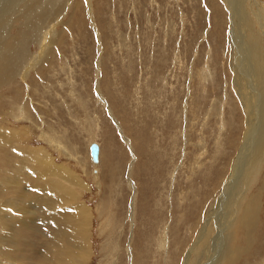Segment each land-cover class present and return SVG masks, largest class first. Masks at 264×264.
<instances>
[{"label": "rangeland", "instance_id": "374dc122", "mask_svg": "<svg viewBox=\"0 0 264 264\" xmlns=\"http://www.w3.org/2000/svg\"><path fill=\"white\" fill-rule=\"evenodd\" d=\"M30 1L0 0L21 48L0 45V264H209L216 248L263 264L264 148L242 102L264 0H64L27 20ZM244 146L253 171L235 176Z\"/></svg>", "mask_w": 264, "mask_h": 264}, {"label": "bare ground", "instance_id": "6f19581e", "mask_svg": "<svg viewBox=\"0 0 264 264\" xmlns=\"http://www.w3.org/2000/svg\"><path fill=\"white\" fill-rule=\"evenodd\" d=\"M64 0H31L30 1V3L29 4H27L28 6L27 7H29V10H27V11H24V15H25V18H27V20L29 19V17H32V18H35L36 19V17L35 16H33V15H26V14H29V13H32V14H35V12H37L38 11V9H39V11H41V9L42 8H44V6H48L49 8H50V12H53V13H59V12H61L63 9H64V7H63V5H62V2H63ZM230 4H231V1H234V0H227ZM237 1V0H236ZM240 1V0H239ZM35 3H38L36 6H35ZM64 3V2H63ZM234 3V2H233ZM237 3V2H236ZM62 5V6H61ZM9 6V8H10V5H8ZM65 6V5H64ZM232 6H233V4H232ZM7 9H8V7H7ZM7 9H4V10H2L1 12H3V11H5V10H7ZM11 10V9H10ZM11 12V11H10ZM9 12V14H11ZM6 14H8V12H5ZM5 14V15H6ZM47 14V12L46 11H42V12H40V15H46ZM54 15V14H53ZM7 16V15H6ZM37 16V15H36ZM23 17V16H22ZM2 21V20H1ZM11 21V20H10ZM16 21V20H15ZM30 22V21H29ZM14 23V22H13ZM26 23V22H25ZM34 23V22H33ZM4 24V23H3ZM7 25V24H6ZM10 25V24H9ZM30 25V24H29ZM28 25V26H29ZM25 26V25H24ZM27 26V25H26ZM6 31H5V28H3V29H1L0 30V45H2L6 40L8 41V39H6L9 35H7L6 33H5ZM18 32H20V31H18ZM17 32V33H18ZM32 33V32H31ZM19 34V33H18ZM41 35V34H40ZM11 36V35H10ZM9 36V38H10V41H12V42H10L11 44H10V49L8 48H6L7 50H8V53L9 54H12L13 52H15L16 51V53L17 52H19L20 51V49L21 48H19V49H17L16 50V47H15V44H16V41L17 40H14V38H13V35H12V38ZM25 36V35H24ZM25 37H27V36H25ZM41 37V36H40ZM236 37H237V35H236ZM17 38V37H16ZM37 38H39L38 36H37ZM12 39V40H11ZM44 40V39H43ZM6 41V43L8 44L9 42H7ZM18 41H21V40H18ZM25 40H23V42H24ZM41 43V42H40ZM27 44V43H26ZM1 47V49H2V46H0ZM9 47V46H8ZM3 50L4 49H2V53H3ZM251 50L253 51V52H261L262 50H260V49H256V48H254L253 46L251 47ZM1 51V50H0ZM22 51L25 53L26 51H25V49H23L22 48ZM245 51H247L248 52V48L247 47H245V50H244V52ZM251 51V52H252ZM2 53H1V55H2ZM245 55V54H244ZM12 56V55H11ZM16 56V55H15ZM13 57V56H12ZM25 57V56H24ZM243 57V56H242ZM5 59L4 60H2L3 62L0 64V82L1 81H4L5 80V78H7L8 76H9V71H11V70H9V67H10V65H11V57H9V56H6V57H4ZM31 58V57H30ZM20 59V58H19ZM24 59V58H23ZM13 60V59H12ZM18 60V59H17ZM15 61V60H14ZM19 61V60H18ZM23 61V60H22ZM21 61V62H22ZM25 61V60H24ZM29 61H31L30 59H29ZM49 61V60H48ZM48 61H46L47 63H48ZM13 62V61H12ZM26 62V61H25ZM45 62V63H46ZM24 63V62H23ZM30 63V62H29ZM29 63H27V64H29ZM46 63V64H47ZM50 63V62H49ZM16 64H18L17 62H16ZM14 65V64H13ZM24 65V64H23ZM25 65H26V63H25ZM49 65V64H48ZM17 66V65H16ZM44 66V65H43ZM23 67V66H22ZM31 67V66H30ZM14 68V67H13ZM14 70V69H13ZM22 70V69H21ZM30 70V69H29ZM259 71V70H258ZM258 71L257 72H252V74L250 73V75L247 77V79H246V81L245 82H248V85H245L246 87H248L249 88V91H243V94H244V96H245V100L242 102V104H244V107H245V109H246V111L249 109V112L251 113V118L250 119H253V118H255V116H256V120H259L258 122V126H256V127H258L259 129H257L256 131L255 130H252V131H250L249 132V129L246 131L247 133H251L252 134V136L253 135H256V139H258L259 141V145H260V147L261 148H264V92H263V90H264V80H262V78L261 77H263L264 78V71H261V72H259V77L257 78V79H259V81H260V83H259V81H256V79H255V75L258 73ZM29 72V71H28ZM14 73V72H13ZM12 73V74H13ZM16 73V72H15ZM19 73V72H18ZM21 73V72H20ZM242 75V74H241ZM257 76V75H256ZM253 79L257 82L256 84H254L253 83ZM10 81H11V79H10ZM251 81V84L249 83ZM6 83V82H5ZM253 83V84H252ZM244 86V87H245ZM245 87V88H246ZM247 89V88H246ZM258 89V90H257ZM263 92V93H262ZM258 100H260L258 103L260 104V105H257V107H256V105H255V103L254 102H256V101H258ZM250 116V115H249ZM253 122V121H252ZM257 122V121H256ZM254 124V123H253ZM248 127V126H247ZM256 127H255V129H256ZM249 128V127H248ZM233 130V129H232ZM256 132V134H254ZM250 134V135H251ZM187 137V136H186ZM254 139V138H253ZM252 139V140H253ZM249 140V139H248ZM247 140V141H248ZM257 143V142H256ZM99 145V144H98ZM244 148H245V146L242 148V150H241V152H240V154L238 155V157L236 158V160H235V163H234V165H233V167H234V173H235V176L236 175H238L239 174V171L240 172H244V171H246L247 169L249 170V172H248V174H251L252 173V171H253V165L251 166V168H249V165L248 164H250L249 163V161H246L247 163V165H248V167H245L244 169H243V166H241V169H237V167L242 163V162H244V160H245V158H244V155H245V152H244ZM256 148V147H255ZM260 149V148H259ZM263 150V149H262ZM255 151H256V154H257V149H255ZM254 151V152H255ZM99 153H100V145H99ZM261 153H262V151H261ZM264 154V153H263ZM254 155V154H253ZM98 158H99V155H98ZM248 158V157H247ZM253 158V157H252ZM244 159V160H243ZM93 160V159H92ZM94 163H96V164H98L99 163V161H93ZM251 162V161H250ZM243 164V163H242ZM58 166V165H57ZM51 167H53V166H51ZM51 167H49V169L51 170ZM60 167V166H59ZM57 169V168H56ZM233 169V168H232ZM246 169V170H245ZM53 170V169H52ZM236 171H238V173L236 172ZM232 172V171H231ZM241 174V173H240ZM240 176V175H239ZM239 176H237V177H234V175H233V177H234V179L232 178V182H230V184H229V186L230 185H232V187L230 188V189H227L228 191H232L233 190V187H234V184L236 183V182H238V180H239V178L241 179V177H239ZM245 177V176H244ZM229 183V182H228ZM242 187V186H241ZM227 188H228V185H227ZM225 189H226V187H225ZM71 192V191H70ZM234 191H232V193H233ZM235 193H238V192H235ZM73 194H74V192H73ZM232 196V195H231ZM233 196H234V194H233ZM221 199H229L228 197H227V193L223 196V197H220ZM219 198V199H220ZM235 198V197H234ZM234 198L232 197V200L234 201ZM231 199V198H230ZM229 199V200H230ZM254 200H255V198H254ZM222 202H224V201H222ZM232 201H230V203H231ZM235 202V201H234ZM258 202V201H257ZM220 203V202H219ZM229 203V202H228ZM256 203V201H252L251 202V205H249L248 206V208H246V210H245V212H244V221H246V218L248 217V225L249 226H252L253 227V225H254V221H256V217H255V213H254V211H256L255 209H253V207H255L254 205H257V204H255ZM233 204H235V203H233ZM250 204V203H249ZM227 205V204H226ZM232 205V204H231ZM247 205V204H246ZM221 208H223V207H221ZM255 208H257L258 209V207H255ZM81 210V209H80ZM79 214V213H78ZM82 216L84 217V220H85V224L87 225L88 224V222H89V218H90V213H89V211L87 210V209H83V213H82ZM212 217V216H211ZM242 219H243V217H242ZM70 222H72L73 224L75 223V222H77L75 225H78V222L79 223H82L83 224V220H82V217H79V216H73V218L72 219H70ZM250 222H254V223H250ZM244 224V223H243ZM245 225V224H244ZM79 226V225H78ZM241 226V225H240ZM247 226V225H246ZM224 231V230H223ZM255 231V230H254ZM219 232H220V235L218 236V238L216 239V242H217V244L218 245H220V243H222L223 242V239H224V236H223V234H222V230L220 231L219 230ZM217 237V236H216ZM215 239V238H214ZM213 243V242H212ZM216 246V245H215ZM78 248H80L79 246H77V248L76 249H78ZM85 250H87L88 251V247L85 249ZM229 250V248L228 249H226L225 251H224V253L226 254V255H228L227 257H230V256H232L233 255V251L231 250V251H228ZM239 251V250H238ZM81 254H82V251H78L77 252V254H76V256H75V258H69L70 260H71V262H76L77 263V261H79L80 259H81V257H82V261L83 260H85L86 259V253L83 251V255L81 256ZM209 254H211V253H209ZM218 254H219V252H218V248H216V251L214 252V255L211 257V259H210V262H209V264H217L216 262H215V259H216V257L218 256ZM224 254V255H225ZM225 257V256H224ZM226 257V258H227ZM226 258H224V259H226ZM229 261H230V259H229ZM219 264V263H218ZM232 264H233V262H232ZM264 264V263H263Z\"/></svg>", "mask_w": 264, "mask_h": 264}, {"label": "water", "instance_id": "95a60500", "mask_svg": "<svg viewBox=\"0 0 264 264\" xmlns=\"http://www.w3.org/2000/svg\"><path fill=\"white\" fill-rule=\"evenodd\" d=\"M90 154L92 156L93 161H99V145L96 142L91 143L90 145Z\"/></svg>", "mask_w": 264, "mask_h": 264}]
</instances>
